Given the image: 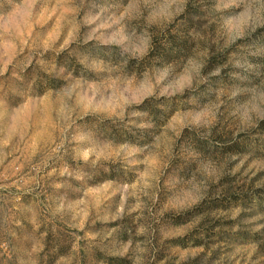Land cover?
Segmentation results:
<instances>
[{
  "label": "clouds",
  "instance_id": "1",
  "mask_svg": "<svg viewBox=\"0 0 264 264\" xmlns=\"http://www.w3.org/2000/svg\"><path fill=\"white\" fill-rule=\"evenodd\" d=\"M71 83L95 102L65 100L53 113L64 179L17 221L20 235L4 230L0 264H153L151 208L125 221L122 207L89 199L112 172L127 177L153 160L145 172H167L178 195L166 207L177 213L202 206L213 187L220 199L225 178L264 188V0H0V150L11 154L23 112Z\"/></svg>",
  "mask_w": 264,
  "mask_h": 264
},
{
  "label": "rangeland",
  "instance_id": "2",
  "mask_svg": "<svg viewBox=\"0 0 264 264\" xmlns=\"http://www.w3.org/2000/svg\"><path fill=\"white\" fill-rule=\"evenodd\" d=\"M189 11L193 15L199 14L196 7H190ZM51 31L52 43L56 44L55 34L62 31L61 25L55 24ZM63 93V97L53 98L51 94L39 97L34 109L29 108L21 114L23 131L9 141L7 151L11 154L0 150V236L6 228L20 235L19 225L27 224L25 217H32L47 203L46 194L52 192L50 185L64 179L58 174L59 165L53 163L59 155V150L52 152V148L59 145L57 130L53 127V113L64 105L65 100L71 101L69 108L79 103L84 110L95 99L87 88L76 83L69 84ZM14 145L16 150H13ZM153 166H158V162L153 160L150 164L140 165L127 177H123L122 171L112 172L110 182H105L103 190L89 195V199L97 201L101 209L105 205L112 210L122 207L126 213L125 221L148 217V209L151 208L153 264H264V227H260L264 225V188H253L256 178L250 184L225 178L219 187L222 192L220 199L214 198L217 189L213 187L209 200L202 206H192L177 213L175 209L166 207L169 200L178 195L177 190L171 188L166 171L155 180L145 172L146 168ZM118 176L122 179H117ZM166 181L169 183L167 188ZM142 186H146L143 190L148 195L139 192ZM96 187L99 189L100 186ZM132 193H137L139 199ZM150 196L153 199L150 200ZM255 199L262 202L261 207L249 210ZM72 203V200L68 201V204ZM30 205L33 206L31 211L28 210ZM236 206L244 210L232 219ZM85 212H81L79 220L87 228L94 209L89 205ZM213 212L215 216L211 215ZM35 219L38 221L41 217L37 214ZM100 224L101 221H97L95 226ZM43 228L41 225L37 231L43 234ZM52 239L51 234L46 236V242L50 243ZM139 239L143 237L138 235L137 242ZM124 241H127V235ZM113 264L130 262L116 260Z\"/></svg>",
  "mask_w": 264,
  "mask_h": 264
}]
</instances>
